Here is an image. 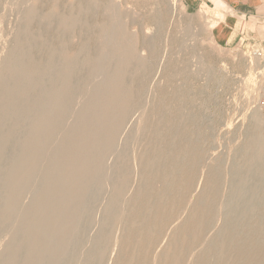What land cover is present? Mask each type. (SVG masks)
<instances>
[{
  "label": "rangeland",
  "instance_id": "rangeland-1",
  "mask_svg": "<svg viewBox=\"0 0 264 264\" xmlns=\"http://www.w3.org/2000/svg\"><path fill=\"white\" fill-rule=\"evenodd\" d=\"M24 1L26 3L27 0H19V1L18 0H0V21L2 19V21L0 22V27L2 26V28H0V30H1L0 37H2V38H0V41H1L0 42V63L6 57H8V59H9L11 56H13L15 58V60H16V58H19L21 56L20 52L18 55L16 54V51L14 54L9 55V54H7L10 51L9 49H13V46H15V44L23 43L24 41H25L24 43H26L27 39L25 40V38H27V37L31 38L32 34H34L33 35L34 37H37V34L39 35V33H41L40 35H42L41 37L38 36L39 38H41V40H39V38L37 37L38 38V41H37L38 47L36 46L37 43L35 44V46L31 47V50H30L31 59L33 58V60H35V61L41 60V62H46V60H47L46 57H48V59H50V60L54 59V58L52 59V57H55V58L57 57L55 59V61L53 60V62H56V60L58 59L57 63H56L57 66L51 67L53 70L51 68L49 69L48 67H46V69H45V64L40 66L41 68H39L40 72L43 71L42 74L44 72H45V74H49L51 76V79H52V77H55L56 81L54 83L57 82L58 84H53L51 82H48V84L46 85V83H45L44 86L39 88V91L41 93L38 90H37V92L36 91L33 92V90H32L31 93H33V94L31 95L29 93L30 99L29 98L27 99L28 102H26V104L29 105L30 104L29 100L31 101L37 93H39V94H37L35 97H42V95L44 93L47 94V92H49V91H47V92H45V91H46V89L50 90L49 85H51V86H52V84L58 85V86L60 85V82L62 80L61 76L63 75L62 70H64L63 68L65 67V66L61 67V63H63V62L65 63V61L68 60L67 57H70L69 56L70 54H73L74 57L76 58L77 55H75V54H79V52L82 50L81 53L78 55L77 59H78V62L79 61L83 62V64L79 65V63H77L76 68L72 67L71 68L72 71L69 73V77L71 76L70 77V79H71L70 85H72V83L74 84V85H72L74 88L72 86L70 87V85H69V88L72 89L71 90L72 94L70 93V95H72V96L74 95V98L72 96H69L70 98H67L66 102H68V104H70V105L72 103H74L75 105H74L73 109H74V111L76 110L77 112L75 111V113H74V111L71 109L73 107L72 106L73 104L71 105L72 107L70 108V105L65 103L66 104L65 106H67L66 108H68V109L70 108L73 113L70 110L66 109V112H68V113L63 112V114H60V116L57 117L58 120L56 121V123L58 122V125L60 124V126H61V124L65 123L64 127L67 130H65V128L62 126L64 131H63V129L60 128L61 130L56 131L59 134H55L56 136L54 135L53 139L48 141L47 142L48 144H45V147L40 146V148H42V152L45 149L43 152L44 154L41 152L42 153V155H41V153H40V155L44 156V157L43 158L40 157L38 159L39 160L38 166L36 165L34 172H32V174L30 173L31 175L29 174L26 177V179H27L26 182L21 181V182H23L22 186L25 185V187H24L25 191L22 188V190H21V191H23V192H21L22 195H21V193H19L18 195L15 194L14 198L12 199V202L15 199L13 202L14 204H12V202H11V204H12V205L10 204L11 206L8 205L9 203L7 200V196H8V194H10L12 192L13 189H11V188H14V187H12L14 184H12V183L9 184L10 180H8V178L10 179V177H8L7 175L11 176V174H12L11 172L14 170V167L16 166V164H15L16 162H14V161H15L17 155H19V153L21 152V148L23 147V145H22L23 143L20 140L26 139L25 134L27 136V134H28L27 132L32 130L35 126V125L33 126V123H32L33 121L31 120L32 119L31 117H33V115H32L33 112L31 113V110L33 111V108H31V106H30V109H29L30 111L27 110V112L22 114V115L21 114L16 115L12 119H10V122L8 120V124L10 123V126L7 125V123H5L4 125L2 124L3 126L0 125V142H1L0 143V145H1L0 146V148H1V150H0V153H1L0 154V162H2V163H0V170H1V172H0V176H1L0 177V194L2 192H4L1 194L2 197L0 195V207H1L0 208L1 209L0 210V224H1L0 225V248H1L0 249V251H1L0 252V264H35V263L36 264H49V263H51V264H53V263L54 264H80V263H83L82 257H84L85 253L86 254L88 252L91 253L90 250L96 249L97 248L96 245L99 247V245L102 244L99 240V236L103 232V229H104L103 223L106 219V213L104 212V209H105L106 205L109 203L111 196H112L111 195L112 188H113L112 186L114 185V183L117 180L116 179L117 178L116 177L117 176L116 171H118V169L121 168L122 166H124L127 162H130L133 165V167L136 165L135 164L136 161L134 162L135 155L137 156L139 153V151H137V153H134L136 151L133 150L136 147V142L142 141V139H139V136L141 138L143 136L147 137L149 135V132H148V134H147V132L146 133L143 132V133H145V135L142 134L141 129H142L143 123H141V121L138 122L139 119L142 120V118L139 117V114L141 113L142 110H144V111L147 110L145 112V120L148 118V119H150L151 122L148 119H147L148 121H144V122H146L147 129L148 128L150 129L153 126L155 127V124L158 123V121L156 120L157 118L155 117L157 112L158 113L161 112L160 114H164L163 111L167 110L166 112L164 111L165 112L164 115H168L169 112L172 111L171 113H173V110H175L177 108L175 110V111H177L179 107L183 106L184 108L183 107H181L182 109L179 108V111L181 110V112L183 114L180 112L182 115L177 117V120L171 119V122L173 123V125L171 122L169 124V125H171L170 126L171 132H173V130H175V129L177 131H180L179 133H181V131H182V133H185V135L189 134V135H187V136H189L188 138L191 139L193 137L194 141L201 139L200 135L202 133H204L205 135L203 134L204 136H202V139L200 141L198 140L197 143L201 144V145L198 144V146L200 147V150L201 151L204 150V152H202V153L203 154L205 153L204 154L205 160H207V159L211 160L213 158L214 160L217 161V163L221 161L220 165L219 164L218 165L220 166V168H222L221 170L223 171V172H221L223 174V177H222L223 180H221V186L219 189V192L222 193V195L220 194V196H219L220 198H218L220 200V202L218 201L219 206L217 205L218 206L217 211L218 210L220 211L222 209V203L221 202H223V204L225 202L227 206L224 207L219 212L220 214L218 212L216 213L218 215L215 216L217 218L214 219L215 224H212L211 229L214 227L215 231H217L218 229H220L223 226H232L234 228L236 227V228H240V229L243 228L244 229L246 224L248 225L249 222L253 221V218L260 217L261 218L260 226L263 228L262 231L264 232V177H263L264 176V174H263V172H264V166H263L264 165V160H263L264 153H263V155H260L259 153H257L258 150L255 149V148H257L256 146L252 150L251 146H247L250 144L246 145V143H248V139H250L249 138L250 136L248 137V134L250 135V133H251L249 113H250L252 108H254V107L256 108L257 106H259L258 100H259L262 92L264 91V89H262L259 92V94L256 98L257 99L256 101H258V102H255V104H254V102H252V103L250 102L251 101L250 98L252 96L251 93H253V89H254L253 87H254V80L256 77V73L262 69V68H259L260 66L261 67L264 66V50H263V47L261 46V43L264 41V23H258L257 21H254L253 19H251L250 22L248 23V25H249V28L252 30V33H251L252 35H249V33L246 34V32H244V31L241 32L240 34H236V33H234V29L232 28L233 23H234L232 21V19L234 17H236L237 15L234 12L230 11L228 8H226L221 2L215 1V0H212L214 8L202 6V7L196 8L193 11L187 10L184 7L182 0H111V1H115V3L119 7L120 11L118 10V15L119 14L120 15L119 16L117 15V16L120 17V19L119 18L118 19L120 20V22L122 21V22L127 24V25L125 24V27H124L123 26L124 23H123L122 26L124 28L121 27V31H120V32H122L123 31L122 29H125V30L127 29L126 31H124L125 35H124V33H120L117 31L119 36H116V37L119 39H120V37L123 38V36H125L124 39H126L127 37L128 38L130 37L129 41L131 43L132 42L131 40H133V42L131 44H132V47H133L135 52L141 51L142 46L144 45L145 41H147V44H149L148 46H150V48H151V49L150 48L149 49L151 50V53L153 55H151V53H149L150 54L149 60H146L147 63L149 61L148 64L147 63L145 64V61H143L144 66L146 65L144 67L145 68L144 71H146V72H142V74H140V76L133 75V72L136 70L135 67H137V65H138L136 63H134L136 65H133V66L130 64L129 68L131 70L129 69L130 71L128 70L124 74L125 76H123V75H122L123 77L121 76V78L124 79V84L126 86V89L128 88L129 93H131L132 97L135 100L131 97L133 99V101L130 100L131 106L126 110L128 112L125 111L122 116L119 115L118 118H117V116H115V118H114V115L116 114L115 110H113L115 113L112 110L110 111L111 113L113 112V114H111L109 112L110 113L109 119L107 118L109 113L107 114V117H105V119H106V122L109 123V125L106 126V129H104L105 131H103L101 133V135H99V137L97 138V141L99 139V142H98L99 144L98 143L96 144L97 147H96V145L92 147V153L94 154L93 159L95 157L97 162L92 161L91 163H92V165L96 164V165H94L95 167L93 166L95 169L92 167V165L90 163L89 170L83 174H80L81 176H78L77 181L75 180L76 183L74 182L71 184L73 186H70V185L67 186L66 185V187L68 189L69 188L71 189V191H70V189L69 190L67 189L68 193L71 192L68 194L67 192H63L65 190V186L61 185V188L60 187L54 188L55 186L53 185V183H51V184L48 183L47 186H46V184L42 183L43 178H44L43 175H45V176H47L49 174L52 175L51 171L53 169L50 165L51 164L50 160L52 158V155H55L54 153H57L58 152L57 150L60 149L61 143H63L65 141L66 137L68 136V133L70 132V128L75 127L77 129H79L80 127L83 128V126L84 127H88V126L89 127H95V125L98 124V123H96V121L98 122V119H94V120H96L95 122H94V120L90 119L91 122L87 121V125L85 126L80 121H78L79 119H77V116H78V114H80V112H82V111H80V109H81L80 106H82L83 111H86L88 109L89 105L86 101L88 98H86V97H88V93L90 95V93H91L90 90H93L92 92L95 93L96 90L99 89L98 86H95L96 83L100 79L104 78V77H102V75H104V73L108 74V72L109 73L112 72V68L115 65V63H114V65L109 64V66L110 65H113V66L109 67L107 65L108 68L104 67L105 69L103 68L104 70H101V73H98L99 75L101 74V76H99V77H101L100 79L96 75L97 73H95V70L93 69V65L91 66V64H93L92 61H93V58H95V55L98 56L100 54V57H104L105 55H107V54H103L104 47L102 46V44H100L103 41V40H101V39H103V38H101V37H103V33L99 34L101 30L98 31V28H96L97 31L94 32V30H95L96 26L100 25L99 27H102L100 29H102V31H103V28L105 27L104 23L107 21V17L111 16V14L108 11V8H106V6L110 3L109 2L110 0H95V1L90 0L95 4V6L93 5L92 7H91L92 4H90V1L88 0L90 7L89 6H87V7L89 8V10L86 8V5H85V8L87 10L83 8L84 4H87L84 2L85 0H36V1L35 0H28L26 3L27 4L26 7L24 4ZM105 1H108L109 3L105 2ZM20 2H21V5H19ZM33 2H35V5L33 4ZM86 2H87V0H86ZM29 3L32 6L30 5V7H29L28 6ZM105 3H106V5H104ZM22 5H24L25 10L31 9V11H29V12H34L33 14H35L37 11V13L40 14V15L38 14V17H42V20L41 19L37 20L38 17L37 18L35 17V16H37V13H36L34 16L36 18V20L32 19L34 21L32 24L30 22H28V17H26V13L28 11L24 10L26 12V13H24V11H22L23 10ZM33 5H34V7H36V10L33 7ZM54 5H55V7H54ZM96 5H97V7H96ZM6 6H8V7L6 8ZM21 6H22V8H21ZM100 6H101V8H100ZM104 6H105V9L102 10V7H104ZM17 7H20V8H18L20 11L17 10ZM31 7L33 8V10ZM81 7L84 10H82ZM10 8H11V10H10ZM26 8H29V9H26ZM14 9H16V11ZM78 9H81L82 14H81L80 10H78ZM53 10H56V11L53 12ZM75 10H76V12L74 13ZM105 10L107 11V14L105 13L106 12ZM17 11H18V13H16ZM78 11H79V14H81L82 16L85 15L83 17L81 15H79L80 17H82L83 22L81 20H79L81 18H79V16H78ZM71 12L74 14H72ZM54 13H57V14L53 15ZM103 13L105 14V16L103 15ZM132 13L134 16L132 15ZM42 14H45V16H43ZM50 14H52L51 17H50ZM58 14H62L61 16L64 18V20L68 19V21H75V24H74V22L72 24V23L65 21L67 23V25H68V23L70 24V25H68L69 27L66 26L68 28L64 27V29L65 30L67 29V31L60 29V25L64 22V20H62L63 21L62 22L60 20V18H58ZM3 15H4V17H3ZM69 15L72 17L71 19L68 18ZM72 15H74V16H72ZM103 16H104V18H103ZM43 17H44V19H43ZM65 17H67V18L65 19ZM75 17H76V19H75ZM109 17H108V19H109ZM25 18H27L26 23H25V21H26ZM73 19H75V20H73ZM32 20H31V22H32ZM76 21L77 22L81 21L80 23L78 22L80 25H78V23ZM102 21H104V22H102ZM154 21L155 22L157 21L156 22L157 24H155ZM58 22H59V24H58ZM85 23H87V24H85ZM18 24H19V26H18ZM88 24L90 25V27L88 26ZM244 24L246 25V23H244ZM28 25H30V26H28ZM58 25H59V27H58ZM62 25L65 26L64 24H62ZM62 25H61V28H63ZM93 25H96V26L94 27ZM26 26L28 27V29H30V31L27 29ZM70 26L72 28H70ZM74 26H75V28H74ZM78 26H80V27H78ZM22 27H23V29L26 28L28 31H26V29H25V32L23 33L22 36H20L22 33H18L19 35H17V29L19 28V30H20V29H22ZM81 27L84 30L81 29ZM143 28H146V29H143ZM85 29H87V30H85ZM88 29H91V30L89 32H87ZM142 29L145 30L146 32H149V34L148 33L143 34L145 31L142 32L143 31ZM61 30L64 32H62ZM104 30H105V28H104ZM153 30L154 31L156 30V31L154 32ZM157 30H159V31L157 32ZM237 31H238V29L235 28V32H237ZM30 32H32V34ZM127 32H128V35L126 36ZM219 32H220V34H219ZM1 33H3V34H1ZM25 33L26 34L30 33L29 34L30 36L26 37ZM58 33L61 35V36H59L61 39H59V37L57 38ZM94 34H95V36H93ZM98 34L100 36V39H99ZM121 34H122V36H121ZM230 34H231V36H229ZM62 36H63V38H62ZM149 37H150V39H149ZM153 37H154V39H153ZM22 39L24 40L23 42L21 41ZM63 39H64V41H63ZM124 39H120V40H124ZM57 40L58 41L60 40L61 42L62 41L63 42L61 43L60 41L58 42ZM40 41H41V43H40L41 47L39 45ZM83 42L84 43L86 42V44H84ZM23 44H21V45H23ZM80 44L83 46H80ZM45 45H46L45 48H47V50L45 49L46 51L44 50ZM49 45L52 46V50H53V48H55V51L54 50H53L54 52L52 51L53 52L51 54L52 56H50L51 52H49V51H51V47H49L50 48L49 49L48 48ZM57 45H61V49L63 46V49H62L63 51ZM100 45L102 46V48H100ZM8 46H9V48H8ZM109 46H111V45H109ZM42 47H43V49H42ZM83 47H85V48H83ZM98 47H99V49H98ZM107 47H108V45H107ZM107 47L105 48L104 53L111 52V50H113V49H111L112 46L108 47L109 50L111 49L110 51L107 50L108 49ZM82 48L85 50V53H84V50ZM59 49H60V52L57 53L59 51ZM65 49H66V51L64 52ZM100 49H102V50H100ZM133 49H131V50L133 51ZM152 50H153V52H152ZM6 51H7V53H6ZM61 51L64 53H62ZM67 51H68V53H67ZM76 51H77V53H76ZM134 51H133V53H134ZM47 52H49V54H47ZM93 52H95V53L93 54ZM142 52L144 53V55H148L146 50H144ZM17 53H18V51H17ZM60 53L63 54V56H64V57L62 56L63 58H58L57 54H59V56H60ZM87 53L91 57L90 58L91 62L89 60L86 61V59L89 58V55H87ZM113 53L112 52L108 53L109 54L108 56L113 55ZM255 54H259L258 56H260V54H261V57L263 59H260V60L256 59L257 57L254 56ZM65 55H67V56H65ZM73 55H71V56H73ZM91 55L92 56L94 55L93 58ZM85 56L86 57L88 56V58H86ZM74 57H71V58H74ZM84 57H85V59H84ZM14 58H12V60H14ZM81 58L85 60V63H84V60H80ZM61 59L63 60L62 62H60ZM254 59L256 60V62L254 61ZM195 61L196 62L198 61V62L196 63ZM252 61H253V64H252ZM64 63L62 65H66ZM255 63L257 65H255ZM153 65H155V66H153ZM150 66L152 67V69ZM203 66H204V68H203ZM147 67H148V69H147ZM106 69H108V70L110 69V70L107 71ZM106 71H107V73H106ZM176 71L179 74L176 73L177 75H175ZM178 71H180V72H178ZM56 77H60V80L57 81ZM84 77L87 78V80L83 79ZM94 77H96L95 78V81L97 80L96 83H95V81H93ZM79 78H80V80H79ZM51 79H50V81H53V79L52 80ZM75 79H77V81H79V82H81V80H82L81 83H83L85 87H83V84L80 83L82 85L81 86L79 84V82L76 84L73 81ZM85 81H89V82L85 83ZM129 83H131V85ZM10 85H11L10 83L7 84V87L8 88L11 87ZM90 85H91V87H90ZM127 85H129V87ZM140 85H141V87H140ZM47 86H48V88H46ZM43 87H44V90H43ZM96 87L98 89H96ZM88 88L90 89L89 92H88ZM105 88L106 89L108 88L106 83H104L102 85V94H103V90ZM58 89H60V87L57 88V86H56V92H60L63 88H61L60 90H58ZM139 89H141L142 92ZM131 90L138 92L139 96L135 95L136 92L134 93ZM79 91H80V93H79ZM85 91H87L88 93H87V96L85 94L86 97L85 96L84 97L86 99L84 98L85 99L84 100L83 95L81 96V94L85 93ZM100 91H101V89H100ZM179 92H183V93H179ZM176 95H179V96H176ZM78 96H80L79 97L80 99L78 98ZM136 96H137V98H136ZM73 99H76L77 101L76 100L74 101ZM78 100H81V102ZM72 101H74V102H72ZM171 101L174 104L171 103ZM83 102H84V105H83ZM175 102H176V104H175ZM163 103H164V105H163L164 107H162ZM177 103L178 104L180 103V106L178 105L179 107L177 106ZM77 104H78V107H80V108H78L79 110H77ZM79 104H81V105L79 106ZM133 104H135L134 106H136V107L133 108L132 107ZM253 104L257 105V106H254ZM138 105H140V106H138ZM48 106H49V104L42 106L43 112H46V111L48 112L51 110V106L50 107H48ZM168 106H169V108H168ZM138 107H140V108H138ZM153 107L158 108L159 110H157V111L155 110L156 111L155 112ZM173 107H176V108L173 109ZM164 108H166V109H164ZM170 108H171V110H170ZM151 109H152V111H151ZM153 111H154V113H152ZM70 113H71V115H70ZM259 114H261L260 111H259ZM23 116H24V118H23ZM110 116H112L113 118ZM150 116L151 117L153 116V118H150ZM14 118H15V120H14ZM74 120H76L78 123ZM13 121H15V123H13ZM16 121H18V124H20V125H18ZM26 122H27V124H25ZM111 122H118V123L120 122L121 126L119 128L111 129V125H110ZM93 123H95V124H93ZM21 125L23 127H21ZM191 125H193L194 127ZM138 126H140V127H138ZM4 127H6V128L4 129ZM195 127H196V129L194 130L193 128H195ZM262 127H263V131H264V122H263ZM15 128H16V130H14ZM199 128H200V131H199ZM247 128H248V130H246ZM27 129L28 130L30 129V130L28 131ZM136 129H137V132L135 131ZM40 130H42L41 127H40V129H37V132H39ZM176 130H175V132L178 133ZM17 131H19L20 133ZM106 131L108 133H105ZM249 131H250V133H249ZM40 132L38 134H40ZM110 132H112V133H110ZM199 132H200V135H198ZM8 133L10 134V136H8V138L6 139L4 135H6V137H7ZM245 133H246V136L244 135ZM11 134H13V136ZM102 135H103V137H102ZM196 135L199 136L200 138L198 137V139H197ZM21 136H23L24 138H22ZM100 136H101V140H100ZM104 136H106V137H104ZM108 138H109V140H108ZM246 138H248V139L246 140ZM143 139H145V137H143ZM4 140H5V142H4ZM136 140H138V141H136ZM6 141H7V145L5 144ZM17 141L21 144L17 143ZM75 141H76V139H75ZM107 141L109 144L107 143ZM23 142H25V140ZM105 143H106V146H104ZM263 144H264V141H263ZM21 145H22V147L20 148ZM99 145H101V146H99ZM243 145H245V146H243ZM248 147L251 149H248ZM3 148H5V149L2 152ZM246 149L248 150V152ZM16 151H19V153ZM90 151L91 150H88L87 153H85L86 151H81L77 154H81V153L82 154H88V153H90ZM244 151H246L247 153ZM249 151H251L252 154H249L250 153ZM245 153L247 156L245 155ZM251 155L254 157H252ZM132 156H133V158H132ZM248 156L252 157V159H251L252 161L249 160L250 158ZM78 157L80 158V155ZM9 159L12 162L9 161ZM246 159H248V160L246 161ZM7 160L9 161V163L7 162ZM98 160H99V162H98ZM4 161L7 164V166L5 164L6 168L3 166ZM100 162H102V164ZM246 162H249V165ZM260 162H261V165L259 164ZM48 164L50 165V167H48L50 169H48L46 167V165H48ZM10 165L12 166L13 170L12 169L8 170L11 168ZM2 166H3V168H2ZM201 166H200L201 172L199 171V174L201 175L200 178L202 179L203 171H202ZM46 168L49 171V174H48V171L46 172ZM134 168H136V167H134ZM241 168H242V170H241ZM3 169L5 170V176H4V174H2L4 171ZM90 169H91V171H90ZM97 169H98L99 173L97 172ZM224 169H226V170H224ZM240 170L242 171L241 172L242 174L240 173ZM254 170L256 171V173ZM101 171H102V173H101ZM9 172H10V174H9ZM230 172H233V173H230ZM234 172L239 173L242 176L245 175L246 181L242 182L243 184L241 183V185L238 188H244L246 190H250L251 192L246 191V190L244 191L242 189H241L242 190L241 191V190H238L237 188L235 189L233 187V185L231 184L232 180L230 182V180L228 181V179L229 178L232 179L231 175H229V174L233 175ZM250 172H252V173H250ZM46 173H47V175H46ZM248 173L251 175V177ZM134 174L136 175L135 169H134V173L132 171V175L130 173V175L133 176V178H135V180L132 181L133 178L131 177L130 181L132 183L131 184L132 186H133V184L135 185L136 181H138L137 180L138 178L136 179L137 175L135 176ZM246 174H248L250 178H246V177H248V175H246ZM254 174L257 175L258 177L255 176ZM262 174H263V176H262ZM226 175L228 177H226ZM200 178H199V180L197 178V181H196V182L199 181V183L195 182V186H194L195 191H197V189L200 188V186H201V181H200L201 179ZM3 180H5V181L7 180V181L2 182ZM39 181H40V183H39ZM222 181H224V182L222 183ZM27 182H29V183H27ZM6 184L7 185L9 184V185L7 186ZM87 184H89V187ZM196 184H198L197 188H196ZM2 185H4V186H2ZM84 185H86V187H87V188H85L86 190L84 189L85 191H83V195L86 197V200H85V197L83 198V197L79 196L81 193V190L84 188ZM49 186L52 187V189ZM47 189H48V192H46ZM78 189L80 191V192L78 191L79 194L77 192ZM74 190H75V193H74ZM57 191H58V195H56ZM62 192H63V194H62ZM54 193H56V194H54ZM60 194H61V196H59ZM70 194L74 195L75 197L71 198ZM77 195H78V198H77ZM16 196L19 198V200ZM46 196H48L49 198ZM42 197H43V199H42ZM47 198H48V200H47ZM50 198H52V200ZM64 198L68 199V200H70L69 198H71V203L66 204L67 206L66 205L63 206L62 209L61 208L60 209L55 208V210H54L53 208L55 206H57L58 204H60V201L62 199L64 200ZM58 199H60V200L58 201ZM224 199H225V201H224ZM1 200L2 201L5 200V202L2 203ZM16 200H18V201H16ZM54 201H55V203H54ZM57 202H58V204H57ZM72 202L75 205L72 204ZM52 203L54 206L52 205ZM37 204L38 205L41 204L42 208H40V206H38ZM48 204L50 207L47 206ZM78 204H79V206H78ZM14 205H16V206H14ZM51 205L53 208H51ZM48 207H49V213L47 212ZM2 208H3V210H2ZM7 208H12L11 210L13 212L15 210V213H12L11 215L8 216L9 218L6 217V215H3L4 212H8ZM73 208H74V210H73ZM26 210L28 212H30V211L31 212H33V211L37 212V213L35 212L36 214L34 213L35 215L33 214L34 218L30 217V219H27V221L30 220L27 222V224H26V220H24V219L20 220L24 217L23 213L25 214L27 212ZM61 210H62V212H61ZM58 213H60V215ZM14 214H16V215H14ZM42 214L43 215L45 214V215L43 216ZM50 214H52V215L50 216ZM72 214H74V218L71 220L70 224L67 225V227L65 226L63 228V230H64L63 231L60 228V225L63 224V221L65 220V218H67L69 215H72ZM79 214H80V216H79ZM4 216L6 218H4ZM10 216H12V217H10ZM51 217H52V219H51ZM56 217H58V218H56ZM3 218H4V221H2ZM6 219H8V220H6ZM45 223H46V225L44 226ZM48 223H51V225ZM47 225H48V227H46ZM255 225H257V223H255ZM28 227H30L29 231H26L28 229ZM42 227L44 230L41 229ZM24 228H25V230H24ZM57 228L59 229L58 233H56V231H58ZM42 231L46 232V235ZM61 231H63L62 234H60ZM212 231L214 232V230H212ZM54 239H55L54 245L52 247H50V249H48L47 246L50 245ZM45 240H46V242H45ZM99 242H100V244H99ZM43 244L47 245V246H45L46 251H44L45 249L38 250L37 245L41 246ZM63 244H66V245L63 246ZM64 247H65V249H64ZM19 248H21V249H19ZM23 248H25V250ZM35 248L37 249V252L35 250L36 253L34 252L35 254L34 253L31 254L32 252L30 250L35 249ZM110 249L112 251V248H110ZM58 250H60V251H58ZM66 250H67V252H66ZM62 251H63V253H62ZM24 252L26 254L23 255ZM105 253L106 254H103L102 260L99 261V264H111L110 260H111V256L113 257V253L110 256H109V254H111L110 252L106 251ZM5 255H6V257H4ZM13 255H15V256H13ZM61 255H62V257H61ZM18 256H19V258H18ZM56 256H58V257H56ZM9 258H12V259H9ZM14 258H16V259H14ZM9 260H13V261L10 262ZM77 260H79V261H77ZM95 262H93V261L87 262L86 261L87 264H94ZM96 264H98V262H96Z\"/></svg>",
  "mask_w": 264,
  "mask_h": 264
},
{
  "label": "bare ground",
  "instance_id": "bare-ground-1",
  "mask_svg": "<svg viewBox=\"0 0 264 264\" xmlns=\"http://www.w3.org/2000/svg\"><path fill=\"white\" fill-rule=\"evenodd\" d=\"M27 1H26V3H27ZM84 2L87 3V4H84V7L82 6L84 9L87 8L89 10V8L87 6L90 7V4H92L91 7L93 5L95 6V4L92 1H90V4H89L88 0H87V2H86V0ZM105 2H107V3L110 2L106 6V8H108V11L111 14V16L109 17L108 16L109 14L107 15L109 17V19L106 16L108 22L105 20L107 22V23L105 22L106 24L104 23L105 30L103 28V31H102V29H100L102 27H99L100 25L99 26L93 25L94 27L96 26L95 30L94 29L93 30L95 32V31H97L96 28H98V31L99 30L102 31V32L100 31V33L98 32L99 34L103 33V37H101V38H103V39H101L103 41L100 44H102V46L104 47L103 54H107V55H105L106 57L105 56L100 57V54H99L98 56L95 55V58H93L94 55L93 56L91 55L93 58V61H92L93 64H91V63L90 64H91V66L93 65V69L95 70V73H97L96 75L98 77L101 76V74L99 75L98 73H101V70L105 69L104 67H107V65L109 66V64L114 65V63H115V65L114 66L110 65V66H113L112 72H110V73L108 72V74L104 73L105 76L102 75V77H104V78L100 79L101 77H99L100 80L98 79L99 81L97 83H96L97 80L95 81V78L97 76L94 77L93 81H95V83H96L95 86H98L99 89L96 87V89H98V90H96V92L94 93V92H92L93 90L89 89L91 87V85H90V87L88 88V92H89V90L91 91L90 95L87 91H85V93L81 94V96L83 95V99H84L88 93V97H86L88 99L86 101H87L89 107L86 111H83L82 106H80L82 103L79 104V106L82 109V110L80 109V111H82V112L79 111L81 115L78 113H77L78 116L76 115L77 119H79L78 121H80L85 126L87 125V121L91 122V120H94V119H98V122L96 120H94V122L96 121V123H98V124L95 125V127H89V126L88 127L83 126V128L78 127L79 129H77L75 127H73V128L69 127L70 132L68 133V136L66 137L65 141L63 143H61L60 149L59 150L56 149L58 152L57 153L53 152L55 155H52V158L50 160L51 161L50 165L53 169L51 171L52 175H50L49 171L47 170V168L50 167L49 164H48L49 166L46 165V167H47L46 172L48 171L49 175H47V173H46L47 176L43 175L44 178H43L42 183L46 184V186L48 185V183L49 184L53 183V185L55 186L54 188H59V187L61 188V185L65 186L66 191L64 190L63 192H67V193H68V191H67L68 188L66 187V185L67 186H69V185L73 186L71 184L74 183L75 180L77 181L78 176H81L80 174L87 172L89 170L90 163L92 161H96L95 157H94L95 160L93 159L94 154L92 153V147L95 146L99 142V139L97 141V138L99 137V135H101V133L103 131H105L104 129H106V126L109 125V123H107L106 119H105V117H107V114L111 110L112 111L115 110L116 114L114 115V118H115V116H117V118H118L119 115L122 116L124 114V112L131 106L130 103H131V101H133L134 98L132 97L131 93H129L128 88L126 89V86L124 84V79L121 78V76L122 75L125 76L124 74L130 69L129 68L130 64L132 66L138 64L137 67H135L136 70L134 71L135 73L133 72V75L140 76V74H142V72H146V71H144V69H145L144 67L146 65L144 66L143 61H145V64H146L147 63L146 60H149V55H150L149 53H151V50H150L151 48H150V46H148L149 44H147V41H145L144 45L142 46L141 51L135 52L133 47H132V44H131L133 42V40H131L132 41L131 43L129 41L130 37L129 38L127 37L126 38L127 40L124 39L125 36H123V38L120 37V39H124L125 41L120 40L119 38L116 37V36H119L117 31L120 32L121 27H123V26L125 27L126 23H124L122 21H121L122 23L120 22V20H119L120 17H118L120 15V14L118 15L119 7L115 3V1L110 0L109 2L108 1H105ZM26 3L24 1L25 7L27 5ZM33 4L35 5V2H33ZM19 5H21V2L19 3ZM30 5L31 4L29 3L28 6L30 7ZM34 5H33V7H34ZM85 5H86V8H85ZM104 5H106V3ZM22 6H23L22 11H24L25 10L24 5H22ZM22 6H21V8H22ZM7 7L8 6H6V8ZM54 7H55V5H54ZM82 7H81V9L84 10ZM96 7H97V5H96ZM18 8H20V7H17V10L20 11ZM34 8L36 10V7H34ZM100 8H101V6H100ZM26 9H29V8H26ZM81 9H78V10H80V12L82 14ZM103 9H105V6L102 7V10ZM10 10H11V8H10ZM14 10L16 11V9H14ZM32 10H33V8H32ZM76 10L74 11V13L76 12ZM18 11L16 13H18ZM25 11H28V12L26 13ZM25 11H24V13H26V17H28V22H30L32 24L34 22L33 20L34 19L36 20L39 13H37V11H36L37 16H35L36 13L33 14L34 12H29V11H31V9L25 10ZM54 11H56V10H53V12ZM74 13H72V14H74ZM105 13L107 14V11ZM56 14L57 13H54L53 15H56ZM81 14H79V11H78V16ZM4 15H3V17H4ZM42 15L45 16V14H42ZM51 15L52 14H50V17H51ZM61 15L62 14H58V18H60V20L62 21V20H64V18ZM103 15L105 16L104 13H103ZM132 15H133V13H132ZM72 16H74V15H72ZM83 16H85V15H83ZM104 16H103V18H104ZM82 17L79 16V18H81L79 20H81L83 22ZM38 18H37V20H40V19L42 20V17H38ZM66 18L67 17H65V19ZM68 18L71 19L72 17L69 15ZM25 19H26V21H25V23H26L27 18H25ZM43 19H44V17H43ZM75 19H76V17H75ZM75 19H73V20H75ZM31 20H32V22H31ZM1 21H2V19H1ZM65 21L72 23V24L74 22V24H75V21H68V19L64 20V22L62 21L63 22L62 24H64L65 26H63L60 23L63 26V28H61V25H60V29H63L64 31H67V29L65 30L64 27L70 25L69 23L67 25V23ZM102 22H104V21H102ZM156 22H155V24H157ZM79 23H78V25H80ZM58 24H59V22H58ZM85 24H87V23H85ZM122 24H123V26H122ZM18 26H19V24H18ZM28 26H30V25H28ZM75 26H74V28H75ZM88 26L90 27L89 24H88ZM58 27H59V25H58ZM68 27H66V28H68ZM78 27H80V26H78ZM0 28H2V26ZM70 28H72V27L70 26ZM25 29L26 28L23 29V27H22V29L19 30V28H18L17 29V35H19L18 33H22L20 35V36H22L23 33L25 32ZM27 29H28V27H27ZM27 29H26V31H28V30L30 31V29H28V30ZM81 29H83V28L81 27ZM143 29H146V28H143ZM85 30H87V29H85ZM90 30L91 29H88L87 32H89ZM122 30L123 31L120 33H124V35H125L124 31H126L127 29L126 30L122 29ZM64 31H62V32H64ZM144 31L145 30H143L142 32H144ZM158 31L159 30H157V32ZM0 32H1V30H0ZM30 33L32 34V32H30ZM147 33L149 34V32L145 31L143 34H147ZM1 34H3V33H1ZM29 34H26V37L30 36ZM40 34L41 33H39V35L37 34V37L38 36L41 37L42 35H40ZM99 34H98V36H99ZM33 35L34 34H32L31 38L30 37L25 38V40L27 39L26 43H24L25 41L22 39L21 41L22 42L24 41L23 42L24 44L23 43L15 44V46H13V49H9L10 51L8 50L9 51L8 53L6 51V53L9 55L14 54L15 51H16V54L18 55L20 52L21 56L19 58H16V60H15V58L13 56H11V57L9 56L10 57L9 59H8V57H6L0 63V125H2V124L4 125L5 123H7V125L10 126V123L8 124V120L10 122V119L15 117L16 115H18V114L22 115V114L26 113L27 110L30 109V106H31V108H33V111L31 110V113L33 112V114H32L33 117H31L32 118L31 120L33 122L31 120L30 121L33 123V126L35 125L32 130L29 129L30 131L27 129L29 132H27L28 133L27 136L25 134L26 139L20 140L23 143L22 144L23 147H22V145L20 146V148L22 147L20 153H19V151H16L19 153V155L16 154L17 157L15 156L16 159L14 162H16L15 163L16 168L14 167V170H13L12 166L10 165L11 168L8 169V170H11V169L13 170L11 172L12 173L11 176L7 175L8 177H10V179L8 178V180H10L9 184H11V183L14 184L12 186L14 188H11V189H13L12 192L10 194L7 193L8 194L7 200L9 203L8 205L11 204L12 199L14 198L15 194L18 195L19 193L23 192V191H21L22 188L25 191V189H24L25 185L22 186L23 182H21V181L26 182V180H27L26 177L30 173L32 174V172H34L36 165L38 166V161H39L38 159L40 157L41 158L44 157L41 155L45 149L42 152V148H40V146L45 147V144H48L47 142L52 140L55 134H59L56 131L63 129L65 123L61 124V126H60V124L58 125V122L56 123V121L58 120L57 117L60 116V114H63V112H66V109H68V108H66L67 106H65L66 105L65 103L68 104V102H66L67 98H70L69 96H72V95H70V93L72 94V91H71L72 89L69 88L70 80H71L70 79L71 76L69 77V73L72 71L71 70L72 67L76 68L77 63H79V65L83 64V62H80V61L78 62V59H77L78 55L81 53L82 50L79 52V54H75V55H77L76 58L74 57L73 54H70L69 55L70 57H67L68 60L65 59L66 60V61L64 60L65 63L63 62L66 65H62L63 63H61V67L65 66L63 68L64 70H62L63 73L61 72L63 75L62 76L60 75L62 77L61 82L59 81L61 86L60 85L59 86L53 85V84H58L57 82L54 83L56 81L55 77H52L53 81H50L51 76L49 74H45V72L42 74L43 71L40 72L39 68H41L40 66H42L44 64H45V69H46V67H48L49 69L51 67H56L57 66L56 63H57L58 59L56 60V62H53V60L55 61V59L57 57L56 58L52 57V59L54 58L53 60H50V59H48V57H46L48 60V61L46 60V62H41V60L35 61V60H33V58L31 59V53H30L31 47L35 46V44L37 43L38 38H39V37L38 38L34 37ZM127 35H128V32L126 33V36ZM59 36H61V35L58 33L57 38ZM93 36H95V34ZM121 36H122V34H121ZM154 37H153V39H154ZM0 38H2V37H0ZM62 38H63V36H62ZM59 39H61V38L59 37ZM99 39H100V36H99ZM149 39H150V37H149ZM39 40H41V38H39ZM63 41H64V39H63ZM40 43H41V41L39 42V45H40ZM21 44H23V45H21ZM84 44H86V42ZM37 45H38V43L36 44V46ZM51 45L48 46V48L51 47V51H49V52H51L50 56H52L51 54L55 51V48H53L54 51L52 50ZM107 45H108V47L112 46L111 49H113V50H111V49L110 50L112 53L113 52L114 53H113V55L110 54L111 56H108L109 55L108 53H111V52L104 53L105 52L104 50L107 47ZM109 45H111V46H109ZM57 46H59L61 49V45H57ZM80 46H83V45L80 44ZM102 46L100 45V48H102ZM40 47H41V45H40ZM45 47H46V45L44 46V50L45 49L47 50V48H45ZM85 47H83V48H85ZM8 48H9V46H8ZM42 49H43V47H42ZM60 49L58 52L57 51L56 52L59 53ZM62 49H63V46H62ZM98 49H99V47H98ZM131 49H133L134 53ZM100 50H102V49H100ZM107 50L110 51L109 48ZM144 50L147 51L148 55H144V53L142 52ZM17 51H18V53H17ZM65 51H66V49L64 50V52ZM49 52H47V54H49ZM64 52H62V53H64ZM152 52H153V50H152ZM67 53H68V51H67ZM76 53H77V51H76ZM84 53H85V50H84ZM94 53L95 52H93V54ZM57 55H58V58L64 57L63 54H61V53H60V56H59V54H57ZM71 55H73V56H71ZM87 55H89V54L87 53ZM151 55H153V54L151 53ZM258 55L259 54L254 55L257 57L256 59H258V60L263 59L261 57V54H260V56H258ZM65 56H67V55H65ZM71 57H74V58H71ZM85 57H84V59H85ZM12 58H14V60H12ZM82 58L80 60H84ZM86 58H88V56ZM90 58L91 57L89 55V58L86 59V61L87 60L90 61L91 60ZM62 61L63 60L61 59L60 62H62ZM254 61L256 62L255 59H254ZM84 63H85V60H84ZM134 63H136V64H134ZM148 63H149V61H148ZM252 64H253V61H252ZM255 65H257V64L255 63ZM153 66H155V65H153ZM203 68H204V66H203ZM259 68H262V69L261 70L259 69L260 71H258L256 73V77L254 80V87H253L254 89H253V93H251L252 96L250 98V100H251L250 102L251 103L254 102V104H255V102L259 101V100L256 101L257 100L256 98H257L259 92L262 89H264V66H262V67L260 66ZM147 69H148V67H147ZM151 69H152V67H151ZM106 70L109 71L110 69L109 70L106 69ZM107 71H106V73H107ZM178 72H180V71H178ZM176 73H177V71L175 72V75L179 74V73H177V74ZM56 79L58 81V80H60V77H56ZM83 79L87 80V78H85V77ZM79 80H80V78H79ZM73 81L76 84L79 82V81H77V79H75ZM8 82L11 84L10 85L11 87H9V88L7 87V84H9ZM48 82L53 83L52 86L49 85L50 90L46 89V91H45V92H47V91H49V92H47V94L44 93L45 95L43 94L44 96L42 95V97H35L37 94H39V93H37L31 101L29 100L30 104L27 105L26 104V102H28L27 99L30 97V94L31 95L33 94V93H31V91L32 90H33V92H35V91L37 92V90L39 91V88L44 86L45 83L47 85ZM81 82H82V80H81ZM81 82H79V84ZM86 82H89V81H85V83ZM104 83L107 84L108 88L107 89L105 88L103 90V94H102V85ZM81 84H83V83H81ZM129 84L131 85V83H129ZM72 85H74V84L72 83ZM72 85H70V87ZM56 86H57V88L60 87V89L61 88H63V89L60 92H56ZM127 86L129 87V85H127ZM83 87H85L84 84H83ZM140 87H141V85H140ZM46 88H48V86ZM60 89H58V90H60ZM100 89H101V91H100ZM43 90H44V87H43ZM139 90H141V89H139ZM131 91H133L134 93L136 92L134 90H131ZM141 92H142V90H141ZM79 93H80V91H79ZM179 93H183V92H179ZM85 94H86V96H85ZM135 95L139 96L138 92H136ZM137 96H136V98H137ZM176 96H179V95H176ZM72 97L74 98V95ZM79 97L80 96H78V98ZM73 100L75 101L76 99H73ZM81 100H78V101L81 102ZM74 101H72V102H74ZM171 103H173V102L171 101ZM180 103L179 104L177 103V106L178 105L180 106ZM48 104H49L48 107L51 106V110L48 112L47 111L43 112L42 106L48 105ZM72 104L71 105L73 107L70 104H68V105H70V108L72 107L71 109L74 111L73 108H74L75 104L74 103H72ZM175 104H176V102H175ZM83 105H84V102H83ZM134 105L135 104H133V106H132L133 108L136 107ZM163 105H164V103L162 104V107H164ZM138 106H140V105H138ZM254 106H257V105H254ZM80 107H78V104H77V110H79L78 108H80ZM181 107H183V106H181ZM181 107H179V108H181ZM70 108L68 110H70L72 112V110ZM138 108H140V107H138ZM168 108H169V106H168ZM174 108H176V107H173V109ZM179 108L177 111H175L177 108L175 110H173V113H171L172 111L169 112L168 115H164L167 110L166 111L164 110L165 112L163 111L164 114H160L161 112L160 113L157 112L156 116H155L157 119L156 118L155 119L158 121V123L155 124V127L153 126L154 128L151 127L150 129L149 128L147 129L146 122H144V121H148V120L150 121V119H148L147 117L146 118L148 120L147 119L145 120V112L147 110L146 111L142 110L143 112L141 111V113L139 114V117H141L142 120L139 119L138 122L141 121V123H143L141 132L143 135H145L146 132H147V134L149 132V135L147 137L143 136V137H145V139H143V137L140 138V136H139V139H142V141H138L139 139L136 140L138 142H136V147L134 146L135 149H133L136 151L134 153H137V151H139L138 155L137 156L135 155V160L133 159L134 162L136 161V163H135L136 165L134 166L136 168H134L130 162H127L124 166L119 168L118 171H116V173H117L116 179L117 180L114 183V185L112 186L113 187L112 193H111L112 196H111L109 203L106 205V207L104 209V212L106 213V219L103 223V225H104L103 232L99 236V240L102 244H100V242H99V244H100L99 247L96 245L97 248L95 247L96 249L90 250L91 253H89V252L87 254L85 253L84 257H82L83 263H80V264H87L86 261L87 262L88 261H90V262L96 261L99 264V261L102 260L103 254H106L105 253L106 251L111 253V254L108 253L109 256L112 255V253H113V257L111 256V260H110L111 264H264V232L262 231L263 228L260 226V223H261L260 217L253 218L252 222L248 221L249 223L247 222L248 225L246 224L244 229L243 228L240 229V228H236V227L234 228L232 226H223L220 229H218L217 231H215L214 227L211 229L212 224H215L214 219L217 218L215 216L218 215L216 213L217 212L219 213L224 207L227 206L225 202H224V204H223V202H221L222 203V209L220 211L219 210L217 211V209H218L217 207L219 206L218 203L220 202V200L218 198H220L219 197L220 194L222 195V193L219 192V189L221 186V180H223L222 179L223 174L221 173L223 171L221 170L222 168H220V166H219L221 161L217 163V161L214 160L213 158L211 160H208V159L205 160V155H204L205 153L204 154L202 153V152H204V150L201 151L200 147L198 146V144H200V143H197V141L198 140L200 141L202 139V136L205 135L204 133H202L200 135V132H199L198 135L201 136V139H198L199 136L196 135L198 140L194 141L193 137L191 139L188 138L189 136H187V135H189V134L185 135V133H182V131H181V133H179L180 131H177L175 129L178 132V133H176L175 130H173L174 129L173 128L172 129L173 132H171V129H170L171 125H169L171 122V119L177 120V117H179L180 115L183 114L181 112V110L179 111ZM152 109H151V111H152ZM164 109H166V108H164ZM259 109H260L259 106H257L256 108L254 107L251 109V111L249 113L251 133L249 131L250 135L248 134V137L250 136L249 137L250 139L246 138V140L248 139V143H246V142L245 143H246V145L250 144L247 146H251L252 150L256 146L257 148H255V149H257L259 151V152L257 151V153H259L260 155H263V153H264V144H263L264 131H263L262 126H263L264 119H262L261 114H259V111H260ZM155 110L157 111L159 109L154 108V111ZM170 110H171V108H170ZM75 111H74V113H75ZM154 111L152 113H154ZM113 112L112 113L110 112V113L113 114ZM126 112H128V111H126ZM66 113H68V112H66ZM110 113L108 114V117H107L108 119H109ZM70 115H71V113H70ZM153 116L152 117L150 116V118H153ZM110 117H112V116H110ZM23 118H24V116H23ZM14 120H15V118H14ZM76 120H74V121H76ZM16 122L18 124V121H16ZM13 123H15V121H13ZM25 124H27V122ZM93 124H95V123H93ZM18 125H20V124H18ZM110 125H111V129L119 128L121 126L120 122L119 123L118 122H111ZM172 125H173V123H172ZM191 126H193V125H191ZM21 127H23V126L21 125ZM40 127L42 130H40L41 132L39 131L40 134H38L39 132H37V129H40ZM138 127H140V126H138ZM5 128L6 127H4V129ZM16 128L14 130H16ZM248 128L246 130H248ZM193 129L195 130L196 127ZM65 130H67V129L65 128ZM63 131H64V129H63ZM135 131L137 132V129ZM199 131H200V128H199ZM17 132H19V131H17ZM143 132H145V133H143ZM105 133H108V132L106 131ZM110 133H112V132H110ZM11 135L13 136V134H11ZM244 135L246 136V133ZM4 136L7 139L8 136H10V134L8 133L7 137H6V135H4ZM21 137L24 138L23 136H21ZM102 137H103V135H102ZM104 137H106V136H104ZM75 139H76V141H75ZM24 140H25V142H23ZM100 140H101V136H100ZM108 140H109V138H108ZM4 142H5V140H4ZM17 143H19V142L17 141ZM107 143H108V141H107ZM5 144L7 145V141ZM19 144H21V143H19ZM101 145H99V146H101ZM104 146H106V143ZM243 146H245V145H243ZM96 147H97V145H96ZM251 148L248 147V149H251ZM4 149L5 148H3L2 152L4 151ZM0 150H1V148H0ZM88 150H91L90 153H88V154H82V153L77 154L81 151H86L85 153H87ZM244 152H246V151H244ZM247 152H248V150H247ZM249 152H250L249 154H252L251 151H249ZM40 153H41V155H40ZM246 153H245V155H246ZM79 155H80V158L78 157ZM133 156H132V158H133ZM251 156H248L250 158L249 160H251L252 157H254V156H252V157ZM247 160L248 159H246V161ZM263 160H264V158H263ZM9 161H11V160L9 159ZM9 161L7 160L8 163H9ZM98 162H99V160H98ZM0 163H2V162H0ZM100 163L102 164V162H100ZM246 163H248V165H249V162H246ZM5 164H6V162L4 161L3 166L6 168L7 164H6V166H5ZM259 164L261 165V162ZM91 165H92V163H91ZM94 165H96V164H93L92 167ZM3 166H2V168H3ZM200 166H201L202 171H203L202 179L200 178L201 175L199 174V171L201 172ZM48 169H50V168H48ZM91 169H90V171H91ZM134 169L136 170V175L138 177L135 174L134 175L136 176V179L138 178L137 179L138 181H136L135 185L133 184V186H132L131 185L132 183L130 180H131V177L133 178V176H131V175H132V171L134 173ZM224 170H226V169H224ZM241 170H242V168H241ZM241 170H240V173L242 172ZM0 172H1V170H0ZM97 172H98V169H97ZM236 172H234L233 175L229 174V175H231L232 179L229 178L228 181L230 180V182H231V180H232L231 184L233 185V187L235 189L237 188L238 190L242 189L245 191L246 189H244V188H238L242 182L246 181L245 175L243 174L244 176H242L241 175L242 173L239 174ZM101 173H102V171H101ZM130 173H131V175H130ZM230 173H233V172H230ZM250 173H252V172H250ZM255 173H256V171H255ZM2 174H4V176H5V170L3 171ZM9 174H10V172H9ZM248 174H246V175H248ZM263 174H264V172H263ZM263 174H262V176H263ZM249 175L246 178H250L251 175H250V177H249ZM255 176H257V175H255ZM226 177H228V176L226 175ZM197 178H198V180H199V178L201 179L200 180L201 186H200V188L197 189V191H195L194 186H195V182L197 181ZM134 180H135V178H133L132 181H134ZM4 181L5 180H3L2 182H4ZM29 182H27V183H29ZM223 182L224 181H222V183ZM39 183H40V181H39ZM196 183H199V181ZM89 184H87L88 187H89ZM197 185L198 184H196V188L198 187ZM2 186H4V185H2ZM50 188L52 189V187H50ZM85 188H87L86 185H84V188L81 190V193L79 195L83 198L85 197L83 195V191L86 190ZM70 191H71V189H70ZM78 191H79V189L77 190V192ZM246 191H250V190H246ZM46 192H48V189ZM63 192H62V194H63ZM79 192H78V194H79ZM2 193H4V192H2ZM69 193H71V192H69ZM74 193H75V190H74ZM54 194H56V193H54ZM21 195H22V193H21ZM56 195H58V191H57ZM59 196H61V194ZM70 196H71V198L75 197L72 194H70ZM1 197H2V195H1ZM46 197H48V196H46ZM48 198H47V200H48ZM65 198H64V200L62 199L60 201V204H58V202H57L58 205L55 206L54 208L52 207V205H53V203H52L51 208H53L54 210H55V208H59V209L61 208L62 209L63 206H65L68 203H71V198H69L70 200L65 199ZM77 198H78V195H77ZM42 199H43V197H42ZM50 199L52 200V198H50ZM14 200H13V202H14ZM18 200H19V198H18ZM18 200H16V201H18ZM59 200L60 199H58V201ZM85 200H86V197H85ZM224 201H225V199H224ZM3 202H5V200L2 201V203ZM13 202H12V204H14ZM54 203H55V201H54ZM72 204H74V203L72 202ZM14 206H16V205H14ZM38 206H40V208H42L41 204ZM47 206H49V204ZM78 206H79V204H78ZM49 207L47 208L48 211L46 210L48 213H49ZM7 209L6 210L8 212H4V214H3V215H6V217L11 215L12 213H15L14 209H13L14 212L11 210L12 208H7ZM2 210H3V208H2ZM73 210H74V208H73ZM35 212L36 211H33V212L27 211L25 214L23 213L24 217L20 220H23V219L26 220V224H27V222L30 221V220L27 221V219H30V217H33L37 213V212L36 213ZM61 212H62V210H61ZM58 214L60 215V213H58ZM14 215H16V214H14ZM51 215L52 214H50V216ZM79 216H80V214H79ZM6 217L4 216V218H6ZM10 217H12V216H10ZM4 218L2 221H4ZM56 218H58V217H56ZM73 218H74V214L69 215L67 218H65V220L63 221V224L61 223L62 225H60V228L63 230V228L65 226L67 227V225L70 224V222ZM51 219H52V217H51ZM6 220H8V219H6ZM46 223L44 224V226L46 225ZM51 223H48V224L51 225ZM255 223H257V225H255ZM46 227H48V225ZM25 228H24V230H25ZM29 228L30 227H28V229L26 231H29ZM41 229L44 230L43 227ZM212 230H214V232ZM63 231H61L60 234H62ZM58 232H59V229H58V231H56V233H58ZM43 233H45V235H46V232H43ZM46 240H45V242H46ZM54 242H55V239L48 246L44 245V244L41 246L37 245V249L38 250L45 249V246H47L48 249H50V247H52L54 245ZM66 244H63V246ZM110 248H112V251ZM19 249H21V248H19ZM23 249L25 250V248H23ZM37 249L35 248V249L30 250L32 252L31 254H33L35 252V250L37 252ZM64 249H65V247H64ZM44 251H46V249ZM58 251H60V250H58ZM66 252H67V250H66ZM62 253H63V251H62ZM24 254H26V253L24 252L23 255ZM13 256H15V255H13ZM4 257H6V255ZM56 257H58V256H56ZM61 257H62V255H61ZM18 258H19V256H18ZM9 259H12V258H9ZM14 259H16V258H14ZM13 260H9V261L11 262ZM77 261H79V260H77ZM96 262L94 264H96ZM49 264H51V263H49Z\"/></svg>",
  "mask_w": 264,
  "mask_h": 264
},
{
  "label": "crops",
  "instance_id": "crops-1",
  "mask_svg": "<svg viewBox=\"0 0 264 264\" xmlns=\"http://www.w3.org/2000/svg\"><path fill=\"white\" fill-rule=\"evenodd\" d=\"M184 7L187 10H195L198 7L206 6L214 8L212 0H182ZM221 2L226 8L234 12L236 17L232 19L234 33L240 34L241 32L249 33L252 35V30L249 28L248 23L251 19L258 23H264V0H215ZM246 23V25L244 24ZM235 28L238 29L235 32ZM244 28V29H243ZM220 34V32H219ZM234 35V34H233ZM226 36V35H225ZM224 36V37H225ZM231 36V34L229 35ZM228 36V37H229ZM264 50V41L261 43Z\"/></svg>",
  "mask_w": 264,
  "mask_h": 264
},
{
  "label": "built area",
  "instance_id": "built-area-1",
  "mask_svg": "<svg viewBox=\"0 0 264 264\" xmlns=\"http://www.w3.org/2000/svg\"><path fill=\"white\" fill-rule=\"evenodd\" d=\"M259 108L261 112L262 119H264V91L259 98Z\"/></svg>",
  "mask_w": 264,
  "mask_h": 264
}]
</instances>
